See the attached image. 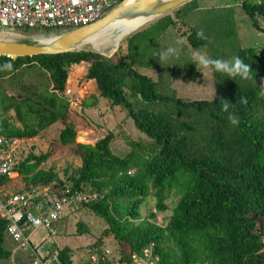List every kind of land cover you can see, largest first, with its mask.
I'll return each instance as SVG.
<instances>
[{
  "label": "trees",
  "instance_id": "trees-1",
  "mask_svg": "<svg viewBox=\"0 0 264 264\" xmlns=\"http://www.w3.org/2000/svg\"><path fill=\"white\" fill-rule=\"evenodd\" d=\"M236 9L264 35V0H230L204 8L195 0L123 39L112 57L95 50L0 56V137L25 142L62 123L59 141L72 145L81 162L67 184L55 172L40 168L51 150L40 156L29 153L16 167L23 190L47 188L50 194L64 196L88 188L95 193V201L78 208L105 222V232L117 241L121 262L126 264L143 260L148 249L157 264H264V44L260 50L242 47ZM30 31L52 30H14ZM169 38L185 41L187 51L230 62L236 74L210 65L212 100L165 95L150 74L160 72V49ZM149 45L148 62L142 53ZM236 60L248 66L247 73ZM169 62L173 68L166 72H172L173 78L181 63L182 80L198 77L194 60L168 57ZM5 64L11 68H4ZM80 66H87L83 79L95 84L97 98L122 109L147 142L127 138L130 151L122 156L112 152L113 133L94 144L76 143L78 131L67 123L74 109L60 94L68 89L69 69ZM225 102L230 103L227 111ZM176 111L183 113L178 116ZM232 118L238 122L232 124ZM11 182L3 177L0 185ZM173 195L179 199L165 226L154 222L155 213L141 216L149 200L156 213H165L166 201ZM77 229L79 234L87 232L83 225ZM6 236L13 242L7 223L0 219V261L21 253L32 264L14 242L13 250L4 247ZM72 252L68 247L51 250L44 259L56 253L61 264H74ZM92 255L98 257V264H111L101 260L103 253L93 250Z\"/></svg>",
  "mask_w": 264,
  "mask_h": 264
},
{
  "label": "rangeland",
  "instance_id": "rangeland-1",
  "mask_svg": "<svg viewBox=\"0 0 264 264\" xmlns=\"http://www.w3.org/2000/svg\"><path fill=\"white\" fill-rule=\"evenodd\" d=\"M197 2L200 7L204 8L223 6L230 3V0H197ZM236 21L238 36L242 47L246 49H262L264 44V35L252 27L248 17L241 9H236ZM261 26L264 27V24L261 23ZM137 27H139V25L136 26V24L132 27H121V29H119L118 26L112 30V35L99 39L100 42L96 43V47L90 48L91 50H96L98 53H101V55L112 57L117 52L123 39L137 31ZM7 30L8 29L0 27V33L7 35L14 33V31ZM56 33H58V30L48 32L30 31L26 34H18L11 39L12 41L19 43H37V37H42L46 34L49 36L53 35L55 37L60 35ZM124 35L125 37L122 38L121 41L114 47V42ZM183 40L184 39L181 41ZM183 43H179V53L182 54L181 51H185L187 53H191V55L190 57L187 56L182 58V61L183 59L187 61H193V59L195 60L199 72L198 82L193 84L191 81H187V83L184 79L182 80V75L178 71L183 69L184 66H181L183 63L180 64V67L177 68L178 71L174 74L173 80L176 79L179 83L178 85H176V83L173 89H171L170 84L167 83V79L165 81L163 76L159 78L154 77V73L150 74V76L155 78L161 84L162 93L165 95L177 97L186 101L214 99V84L211 67L210 65L207 67L202 66L196 58L197 53L201 55L206 54L202 51H187ZM145 48V51L143 50L142 53V59L143 54H146L149 62L151 45ZM173 48L174 50L178 49L176 45ZM170 56L171 55H169V57ZM86 67L87 66L72 67L68 72L69 78L67 81V87L72 90V94L75 93L74 97H77L80 102V105L78 102V107H74V110L70 111L69 119L67 121L69 125L78 131L76 143L94 144L97 140L103 138L108 133H113L116 138L111 147L112 152L116 155L122 156L130 151V147L127 143L128 139H131L132 141L147 142L145 136L136 130L132 120L122 109L112 106L107 100L97 98L98 92L95 84L93 82H86L83 79ZM165 67H171V62L167 64L166 61ZM182 113L183 112L181 111L177 112L178 116H181ZM185 116L187 117L188 115ZM63 128L64 124L57 123L43 132H40L35 139L25 141L24 144H21L17 160L19 161V159H25L29 153L40 156L51 150V157L47 163L43 164L40 168L55 172L60 180L69 184L68 178L78 171L81 166V162L74 154L72 145H61L59 135ZM12 179L13 180L7 189L9 192L15 193L24 189L23 181L17 176V174L13 175ZM178 199L179 197L177 196H170V198L166 201L168 210L165 213H156L153 202L149 200L148 205L141 209V216L143 218L149 217L151 213H155L154 222L157 225L165 226L171 216V210L177 204ZM77 224L79 226L83 225L87 229V232L79 234ZM261 224L264 227V221ZM106 229L107 226L105 222L95 216L88 209L82 207L73 208L63 214L56 229V236H49L48 232L41 227L33 233L31 237V244L37 249V253L40 256L49 254L51 250L68 247L73 251L72 261L74 264H98L90 261L91 252L93 250L103 253L104 256L105 252H109L105 261L111 264H126L121 262L123 257L121 248L113 236L106 234ZM4 247L6 249L13 250L15 248V244L9 239V237L6 236ZM92 256L97 257L96 255ZM89 261L91 263H88ZM0 264L28 263L23 255L18 253L16 256H13L8 260H1ZM134 264H157V258L151 257V249H148L145 251V258L143 260L134 261Z\"/></svg>",
  "mask_w": 264,
  "mask_h": 264
},
{
  "label": "built area",
  "instance_id": "built-area-1",
  "mask_svg": "<svg viewBox=\"0 0 264 264\" xmlns=\"http://www.w3.org/2000/svg\"><path fill=\"white\" fill-rule=\"evenodd\" d=\"M119 0H0V27L16 30L74 31L103 19ZM66 32V33H68ZM75 94V93H74ZM69 88L61 96L69 105L78 107V99ZM80 105V102H79ZM18 139L0 137V180H11L17 174V155L21 144ZM18 176V174H17ZM8 185H0V219L7 223V232L18 249L27 255L32 264H61L56 253L44 259L31 244L33 233L43 227L49 236H56L57 226L63 214L97 199L88 188L82 192L61 196L42 191L9 192ZM109 252H105L104 260ZM90 260L98 263V257Z\"/></svg>",
  "mask_w": 264,
  "mask_h": 264
},
{
  "label": "water",
  "instance_id": "water-1",
  "mask_svg": "<svg viewBox=\"0 0 264 264\" xmlns=\"http://www.w3.org/2000/svg\"><path fill=\"white\" fill-rule=\"evenodd\" d=\"M192 1L195 0H124L100 21L56 36L46 44L0 40V56L18 58L81 52L77 50L79 45L97 39L98 34L117 19H146L149 23Z\"/></svg>",
  "mask_w": 264,
  "mask_h": 264
},
{
  "label": "bare ground",
  "instance_id": "bare-ground-1",
  "mask_svg": "<svg viewBox=\"0 0 264 264\" xmlns=\"http://www.w3.org/2000/svg\"><path fill=\"white\" fill-rule=\"evenodd\" d=\"M129 1H132V0H129ZM147 22H148V20H146V19H136V20L117 19L114 22H112L107 28H105L100 34H98L97 39H93V40L91 39V40H88V41L82 43L81 45H79L77 47V50H79V51H92L90 47H94L95 48L96 47V43L100 42L99 39L106 38V37H109L110 35H112V33H113L112 30L117 28L118 26H119V29H121V27H132L133 25L136 24V26L139 25V27H137V29H139V28H142L144 25H146ZM17 35H18V33H16V32H14L13 34H8V35L0 33V40L12 41L11 38H13V37H15ZM36 37H37V34H36ZM124 37H125V35L122 36L121 38H119L118 40H116L114 42L113 46L115 47V45L118 44L121 41V39L124 38ZM54 38H55V36H53V35L48 36V37H37L36 41L38 43H41V44H46V43L50 42L52 39H54ZM24 40H26V39H24ZM81 48L90 49V50H82Z\"/></svg>",
  "mask_w": 264,
  "mask_h": 264
},
{
  "label": "crops",
  "instance_id": "crops-1",
  "mask_svg": "<svg viewBox=\"0 0 264 264\" xmlns=\"http://www.w3.org/2000/svg\"><path fill=\"white\" fill-rule=\"evenodd\" d=\"M218 7V6H217ZM179 43V40L177 39V38H169V39H165L163 42H162V46H161V49H160V59H161V70H160V72H156V73H154V77H161L162 75H163V77H164V79H165V81H166V79H167V83L168 84H170V86H171V89H173V87L175 86V84L176 85H178V83H179V81H177L176 79L175 80H173V77H172V72H166V69H167V67H165V64H164V61H167V59H168V57H169V55H171L170 57L171 58H180V57H185V56H190L191 55V53H187V52H185V51H181L182 52V54L181 53H179V49H177V50H174V46L176 45L177 46V44ZM178 47V46H177ZM173 49V51H171V52H169L168 50L169 49ZM101 54V53H100ZM194 60V59H193ZM194 62H195V60H194ZM169 68H173V66L171 65V67H169ZM198 68V67H197ZM160 74H161V76H160ZM198 76H199V74H198ZM162 77V78H163ZM198 80V77L195 79V80H193V81H191L193 84H195L196 82H198L197 81ZM187 82V81H186ZM188 83V82H187Z\"/></svg>",
  "mask_w": 264,
  "mask_h": 264
},
{
  "label": "clouds",
  "instance_id": "clouds-1",
  "mask_svg": "<svg viewBox=\"0 0 264 264\" xmlns=\"http://www.w3.org/2000/svg\"><path fill=\"white\" fill-rule=\"evenodd\" d=\"M168 51L171 52V51H173V49L170 48ZM196 58H197L198 62L204 67H207L209 65H213L218 70L226 71V72H228V73H230L232 75L236 74V69H234L231 66L230 62H228V61L221 60V59L213 60V59L208 58L206 55H201L199 53H197ZM235 63H236L237 66L242 67V70L245 73H247L248 66L242 65V62L239 61V60H236ZM3 67L7 68V69H10L11 68V64H5V65H3ZM229 107H230V103L229 102H225L224 105H223V110L227 111ZM237 122L238 121L235 118L231 119V123L232 124H236Z\"/></svg>",
  "mask_w": 264,
  "mask_h": 264
}]
</instances>
